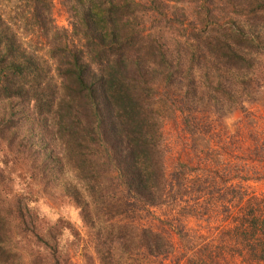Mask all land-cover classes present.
<instances>
[{"label": "trees", "instance_id": "obj_1", "mask_svg": "<svg viewBox=\"0 0 264 264\" xmlns=\"http://www.w3.org/2000/svg\"><path fill=\"white\" fill-rule=\"evenodd\" d=\"M4 1L0 264H68L73 246L84 264L170 254L166 238L134 224L173 182L183 187L165 173L157 108L264 104V0H65L70 31L55 26L50 0ZM65 168L75 184L58 199L71 221L52 202ZM242 214L237 252L264 264V201L246 200ZM75 223L94 233V250Z\"/></svg>", "mask_w": 264, "mask_h": 264}, {"label": "rangeland", "instance_id": "obj_2", "mask_svg": "<svg viewBox=\"0 0 264 264\" xmlns=\"http://www.w3.org/2000/svg\"><path fill=\"white\" fill-rule=\"evenodd\" d=\"M0 1L2 12L9 13L8 5ZM50 1L55 26L70 31L65 0ZM193 11L192 6L185 5V26L194 20ZM167 12L171 15L172 9ZM243 108L220 114L202 105L193 114H185L176 107L160 104L157 109L162 118L160 141L165 173L170 179L171 174L178 172L183 187L173 182L168 201L148 208L134 224L161 234L172 249L170 254L155 258L109 254L110 262L104 263L98 257L103 254H92L96 264H249L243 260L248 255L237 252L231 230L242 217L246 200L255 197L264 201V104L258 99ZM64 172L59 186L52 191V202L71 221L69 210L58 197L63 184L73 181L70 186L74 187L75 178L72 170L65 168ZM75 226L83 244L94 250L89 242L94 233L76 223ZM185 235L190 241L186 247ZM191 242L194 251H188ZM68 264H84L80 249L70 248Z\"/></svg>", "mask_w": 264, "mask_h": 264}]
</instances>
